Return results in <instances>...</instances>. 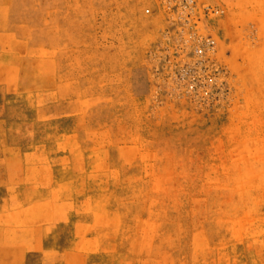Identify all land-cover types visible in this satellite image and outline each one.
<instances>
[{"label": "rangeland", "instance_id": "1", "mask_svg": "<svg viewBox=\"0 0 264 264\" xmlns=\"http://www.w3.org/2000/svg\"><path fill=\"white\" fill-rule=\"evenodd\" d=\"M198 2L183 81L165 0H0V264H264V0Z\"/></svg>", "mask_w": 264, "mask_h": 264}, {"label": "built area", "instance_id": "2", "mask_svg": "<svg viewBox=\"0 0 264 264\" xmlns=\"http://www.w3.org/2000/svg\"><path fill=\"white\" fill-rule=\"evenodd\" d=\"M165 4L170 10H175V14L179 17L178 25L181 26V33L178 38H182L183 46L193 48L192 55L189 57L191 60L185 62L180 71L181 79L184 81L192 76V72L209 68L218 48L215 36L201 35L193 29L191 24L198 22L200 12H203L205 16H217L223 13V10L211 4L199 3L198 0H165ZM150 11L148 9L147 13Z\"/></svg>", "mask_w": 264, "mask_h": 264}]
</instances>
